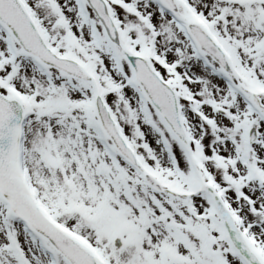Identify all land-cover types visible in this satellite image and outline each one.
<instances>
[{
    "label": "snow or ice",
    "instance_id": "snow-or-ice-1",
    "mask_svg": "<svg viewBox=\"0 0 264 264\" xmlns=\"http://www.w3.org/2000/svg\"><path fill=\"white\" fill-rule=\"evenodd\" d=\"M0 264H264V0H0Z\"/></svg>",
    "mask_w": 264,
    "mask_h": 264
}]
</instances>
